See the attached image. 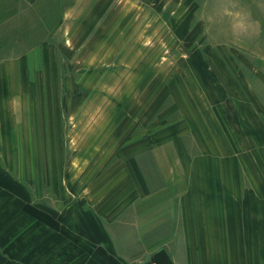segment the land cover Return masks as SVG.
I'll return each mask as SVG.
<instances>
[{"label": "rangeland", "instance_id": "rangeland-1", "mask_svg": "<svg viewBox=\"0 0 264 264\" xmlns=\"http://www.w3.org/2000/svg\"><path fill=\"white\" fill-rule=\"evenodd\" d=\"M1 16L0 61H38L10 81L5 148L49 205L69 185L98 196L126 184L135 163L145 183H173L178 153H195L204 131L227 153L229 78L264 107V0H21ZM160 231L134 251L164 243Z\"/></svg>", "mask_w": 264, "mask_h": 264}, {"label": "crops", "instance_id": "crops-1", "mask_svg": "<svg viewBox=\"0 0 264 264\" xmlns=\"http://www.w3.org/2000/svg\"><path fill=\"white\" fill-rule=\"evenodd\" d=\"M16 2L0 0V20ZM46 51L41 45L33 53L43 62ZM37 63L29 56L0 61V264H264V107L255 91L227 79L233 93L221 110L233 130L228 151L207 132L198 134L195 153H178L179 180L145 183L135 163L126 184L101 187L98 196L88 186L77 196L69 185L49 205L22 182L5 148L15 144L5 107L10 81L25 80L28 64ZM11 64L24 77L13 76ZM143 220L155 222L144 229ZM156 231L154 239L165 242L137 254Z\"/></svg>", "mask_w": 264, "mask_h": 264}]
</instances>
